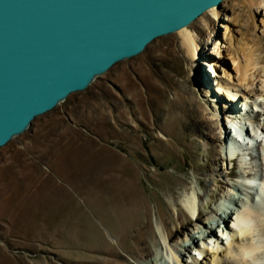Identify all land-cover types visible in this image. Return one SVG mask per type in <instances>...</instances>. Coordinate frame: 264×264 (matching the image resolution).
<instances>
[{
    "label": "rangeland",
    "instance_id": "rangeland-1",
    "mask_svg": "<svg viewBox=\"0 0 264 264\" xmlns=\"http://www.w3.org/2000/svg\"><path fill=\"white\" fill-rule=\"evenodd\" d=\"M258 11L243 0L222 2L209 25L201 21L203 14L194 21L202 48L198 61H191L174 32L161 36L38 116L27 131L0 148V264H139L128 253L132 235L150 241L151 233L160 243L150 256L165 255L168 248L156 213L167 218L176 212L172 196L159 183L172 180L178 195L185 188L204 194L212 187L209 169L226 163L232 170L225 176L228 188L238 183L244 169L241 156L229 160L208 128L194 131L188 123L207 125L197 104L226 97L215 94L216 78L207 67L213 42L218 39L225 50L232 34L234 48L248 43L264 50V21ZM227 131L220 127L216 134L225 137ZM248 161L253 170L262 166L257 157ZM201 166L207 176L199 174ZM122 217L134 227L121 232L117 226ZM190 231L203 236L201 228ZM191 233L171 243L179 249L190 245ZM102 247L109 252L115 248L118 255L103 254ZM195 255L199 257L192 250L186 258L191 261Z\"/></svg>",
    "mask_w": 264,
    "mask_h": 264
},
{
    "label": "bare ground",
    "instance_id": "bare-ground-1",
    "mask_svg": "<svg viewBox=\"0 0 264 264\" xmlns=\"http://www.w3.org/2000/svg\"><path fill=\"white\" fill-rule=\"evenodd\" d=\"M229 1L224 0L223 4ZM243 1L251 8L256 6L259 9L261 21H264V0ZM219 7L221 6L215 5L208 9L201 16V21L209 25L212 19L218 17ZM196 23L186 25L172 34L181 41L191 61L197 60L202 53ZM222 27L226 28L227 25L222 24ZM227 33H229L228 29H225L224 35ZM229 37L228 48L224 50L222 43L217 39L210 47L212 55L207 56V67L211 71V76L216 78L217 92L215 94H225V100L220 102L215 97L207 106L200 102L197 104L206 115L202 118L203 122H207L205 126L196 121L188 123L184 116L182 118L194 131L201 132L204 128H208L214 139L221 140L223 143L224 153L229 156V160L235 159L237 154H239L238 157L241 156L244 169L237 179L238 183L228 188L226 173L231 174L233 165L230 167L231 171L227 170L229 166L227 167L226 163L220 165L221 168L216 166L213 169H209L206 165L205 168L211 172L212 187L204 194L198 193L195 188H185L178 195L174 191L175 186L172 180L161 181L159 186L164 193L172 196L171 204L176 212V215L171 214L167 218H163L160 212L156 213V224L168 252L166 251L165 255L162 251L156 252L152 257L150 256L153 254L152 248L160 243L154 233H151L150 241L144 240L142 234L132 235L133 243L130 242L128 253L139 264H148L149 261H165L164 264H264V50L253 49L254 46L248 43L239 50L238 47H233L232 34H229ZM222 57L229 59L230 63L225 62ZM202 79L205 82H212L203 75ZM216 116L217 119L214 121L212 117ZM229 125L233 126L234 132ZM220 127L225 130L228 128L225 137L216 134ZM161 136L166 137L162 133ZM250 146L253 151L248 152L247 149ZM254 148L257 151H254ZM256 157L262 165L259 170H253V166L249 165L248 161ZM198 172L206 175L203 166L198 167ZM200 178L199 182L203 185ZM236 192L241 195H236ZM150 194L154 199L158 196L155 191ZM140 212L145 213V209H140ZM132 215L135 214L132 213ZM117 227L122 232L134 226L131 219L122 217ZM191 227L201 228L200 232L203 236L200 238L194 236L191 233L192 230L190 231ZM216 230L221 232L220 235ZM190 233L194 239L190 245H184L179 249L177 244L171 243L176 242V238H180V235L188 236ZM110 237L115 241L114 235ZM104 243L108 244V241ZM114 249H110L109 252L103 251V248L101 251L103 254L107 251V254L114 252L113 254L118 255ZM192 250L197 252L199 257L195 255L191 257V261H188L186 254L187 252L191 254ZM164 257H166L165 260H163ZM202 258L204 260L199 261ZM118 264L129 263L122 260Z\"/></svg>",
    "mask_w": 264,
    "mask_h": 264
},
{
    "label": "water",
    "instance_id": "water-1",
    "mask_svg": "<svg viewBox=\"0 0 264 264\" xmlns=\"http://www.w3.org/2000/svg\"><path fill=\"white\" fill-rule=\"evenodd\" d=\"M224 0H0V148Z\"/></svg>",
    "mask_w": 264,
    "mask_h": 264
}]
</instances>
